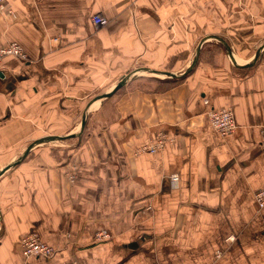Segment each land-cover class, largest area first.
Here are the masks:
<instances>
[{
  "label": "crops",
  "instance_id": "obj_1",
  "mask_svg": "<svg viewBox=\"0 0 264 264\" xmlns=\"http://www.w3.org/2000/svg\"><path fill=\"white\" fill-rule=\"evenodd\" d=\"M4 3L0 45L17 41L27 59L9 55L0 68V169L34 139L68 133L97 77L119 79L135 62L149 70L91 102L72 152L39 142L0 173V264H264V208L253 198L264 188V47L243 67L264 44V0ZM96 12L106 25L91 23ZM149 72L169 77L152 86L146 78L158 79L140 78ZM211 107L230 109L232 134L212 128ZM160 135L172 142L140 149ZM70 159L80 164L73 180ZM101 230L109 236L95 241ZM31 231L53 257L22 255Z\"/></svg>",
  "mask_w": 264,
  "mask_h": 264
},
{
  "label": "built area",
  "instance_id": "obj_2",
  "mask_svg": "<svg viewBox=\"0 0 264 264\" xmlns=\"http://www.w3.org/2000/svg\"><path fill=\"white\" fill-rule=\"evenodd\" d=\"M5 0H0V12L4 16H9L12 13V9L5 5ZM91 23L95 27L104 26L108 23V18L102 12H96L91 14L90 16ZM14 55L19 57L22 60L27 58V53L20 43L17 41H9L5 44L0 45V68L2 67V59L4 56ZM207 102V100H205ZM208 118L210 125L214 130L219 132L220 134L233 133L235 129V120L232 117L230 109L227 107L216 108L211 107L208 109ZM260 145L264 149V126L260 127ZM167 142V140L160 135L157 139L155 138L153 141H150L147 144L141 145L140 149H146L148 151H155L158 148L162 147V145ZM79 167H72V163L69 166L68 170L69 179L73 180L78 175ZM178 176L176 174L171 175L172 182L177 181ZM264 187V186H263ZM254 201L257 203L258 208H264V188L254 192L253 195ZM20 251L23 256H31V255H39L49 257L53 254L54 248L52 245L47 244L42 241L38 235V233L31 231L23 234L19 240Z\"/></svg>",
  "mask_w": 264,
  "mask_h": 264
},
{
  "label": "rangeland",
  "instance_id": "obj_3",
  "mask_svg": "<svg viewBox=\"0 0 264 264\" xmlns=\"http://www.w3.org/2000/svg\"><path fill=\"white\" fill-rule=\"evenodd\" d=\"M12 41V40H11ZM7 43V42H6ZM211 45V44H210ZM22 46V45H21ZM209 45H207L206 47H208ZM7 56H9V55H7ZM7 56H4V57H7ZM14 56V55H13ZM17 57V56H16ZM199 57V56H198ZM19 58V57H18ZM261 59V57H257V58H255V60L256 61H258L257 59ZM27 59V58H26ZM264 60V59H263ZM198 63V62H197ZM197 63H195L194 65H192V67L191 68H193L194 66H196V64ZM141 65H143L141 62H135V64L134 65H132L133 66V68H132V66H131V68H130V70H128V71H131V70H135V69H137V68H139ZM2 66H3V59H2ZM127 71V72H128ZM234 72L236 71L235 69L233 70ZM141 73H143V72H141ZM121 74L120 73H118L117 75H115V76H107V75H101L100 77H97V79H99V83H94V88L95 89H93V90H90V91H87V89H83V91H85V92H83L82 90H77L76 92L78 93V94H80V93H82L83 92V94H84V98H85V105H83L82 104V106L85 108V106H86V104L90 101V100H96V102H97V104H101V102H103V100H104V98L105 97H103V98H95V96L96 95H98V94H101V93H103L105 90H108V89H110V87H109V85H114L115 83L113 82V80L111 79L112 77H113V79L114 80H117L118 79V77L120 76ZM144 76H141L140 78H144V77H146L147 75H149V76H151L152 78H157V77H169V76H165V75H160V74H158V73H155V72H149V74H143ZM146 75V76H145ZM111 77V78H110ZM151 77H149V78H151ZM90 79L88 78V77H86L85 78V80H84V82H83V84H86V82H88ZM110 80V82H109V84L107 83L108 81ZM119 80V79H118ZM117 80V81H118ZM143 80H145V79H142L141 80V82L140 83H145ZM146 80H148V81H151V82H154V83H152V86H159V84H157V82H161V81H156V80H150V79H147L146 78ZM93 83V82H92ZM91 83V84H92ZM106 87H109L108 89H106ZM123 85H121L120 87H118L116 90H114L112 93H111V95H115V94H117L119 91H121V89H123ZM85 88H86V85H85ZM95 98V99H94ZM101 99H102V101H101ZM91 108V107H90ZM89 108V109H90ZM80 110H82V108L80 107ZM91 111L92 110H90V111H88V113H87V116H86V121H85V124H84V128H83V130H82V132L84 131V129L86 128V125H87V123H88V119H89V116L91 115ZM40 113L42 114V112L40 111ZM82 114V113H81ZM79 112L73 117V121H70L69 123H68V127L66 128L67 130H69L68 132H73L74 130H76V129H78L79 128V126H80V120H81V115ZM43 116V115H42ZM64 118V117H63ZM47 126H48V124L45 122V121H42V123L41 124H38V128H39V131L40 132H45V130H46V128H47ZM264 126V125H263ZM262 126V127H263ZM47 131V130H46ZM66 131V130H65ZM81 132V133H82ZM80 133V134H81ZM79 134V135H80ZM78 135V136H79ZM78 136H73V137H69V138H66V139H60V140H51V141H48L47 143H45V142H43V144H41V145H43V146H50V147H52V148H56L57 146H61L62 148L64 147H66V148H69L68 149V151L69 150H73V149H75V147L77 146V144H78V142H79V140H80V137H81V135L78 137ZM163 137L166 139V140H169L170 142H172V138H169V137H166L165 135H163ZM41 145H39V146H41ZM67 152V151H66ZM65 152V153H66ZM69 152H72V151H69ZM25 158V157H24ZM23 158V159H24ZM22 159V160H23ZM21 160V161H22ZM71 163H72V167H79V169H78V173H79V170H80V164H79V162L78 161H76V160H73V159H70V160H68L67 161V163H66V169H65V174H66V176H67V178H69V173H70V170H68V168H69V166L71 165ZM173 175V174H172ZM78 176V175H77ZM178 176V175H177ZM178 178H179V176H178ZM178 180V179H177ZM172 181V180H171ZM176 182V181H175ZM253 195H254V193H253ZM262 209V208H261ZM99 232H101V233H99ZM109 236V233L106 231V230H101V231H97L95 234H94V239H95V241H101V240H104V239H106L107 237ZM41 239V238H40ZM42 240V239H41ZM43 241V240H42ZM48 244V243H47ZM51 245V244H50ZM52 247L54 248V251H53V254L51 255V256H49V257H53L55 254H56V248L52 245ZM44 257H46V256H44Z\"/></svg>",
  "mask_w": 264,
  "mask_h": 264
},
{
  "label": "water",
  "instance_id": "obj_4",
  "mask_svg": "<svg viewBox=\"0 0 264 264\" xmlns=\"http://www.w3.org/2000/svg\"><path fill=\"white\" fill-rule=\"evenodd\" d=\"M215 37H218V36H215ZM218 39L221 40L224 43L225 48H226L227 53H228V58L233 63V65H235L236 67L243 66V65L238 64L236 61H233L232 56H231V53H230L231 51H230L229 47L225 44V41L221 37H218ZM200 44L201 43H199V45ZM199 47L197 48L196 56L194 57V59L192 61V64H190V66L187 69H185L182 73L187 72L189 69H191L192 65L196 62L197 57H198ZM263 47H264V44L262 45V47L258 51L255 52L252 61H250L249 64L243 66L244 68L249 67V65H252L255 62V58H257L259 56V53L262 51V48ZM142 69L145 70V71L146 70H149V68H146V67L143 68V67H141L140 69L137 68L135 70H131V71L125 72L119 78V80L110 89L105 90L103 93L96 95L95 98H103V97H107V96L111 95V93L114 90H116L118 87H120L121 85H123L124 83H126L130 78L138 75L139 72H140V70H142ZM155 71H158V70H155ZM165 73L166 74H170L172 76L173 75H176L174 72H169V71H165ZM92 101L93 100H90L86 104L85 108H83V111H82V114H81L80 126H79L78 129L74 130L73 132H68V133H64V134H49V135H45V136H42V137H39V138L34 139L33 141H31L27 145V147L24 149V151L17 158H15L11 162H8L7 164H5V166L2 169H0V173H2L5 169L11 167L12 165L20 162L25 157V155L30 150V148L33 145H35L36 143L44 142V141H49V140H55V139L58 140V139H64V138H68V137L78 136L82 132V130L84 128V124H85V121H86V116H87V113L89 111L90 104H91Z\"/></svg>",
  "mask_w": 264,
  "mask_h": 264
},
{
  "label": "trees",
  "instance_id": "obj_5",
  "mask_svg": "<svg viewBox=\"0 0 264 264\" xmlns=\"http://www.w3.org/2000/svg\"><path fill=\"white\" fill-rule=\"evenodd\" d=\"M219 45H221V44L219 43ZM214 46H215L216 49H219L217 45H214ZM213 48H214V47H213ZM156 79H158L159 81L161 80L160 78H156ZM165 79H166L165 81L168 82V83L170 84V83H172V82L174 83V82L178 81L180 78L170 77V78H168V79H167V78H165ZM162 81L165 82L164 80H162Z\"/></svg>",
  "mask_w": 264,
  "mask_h": 264
}]
</instances>
